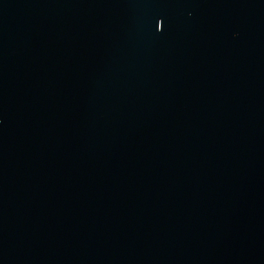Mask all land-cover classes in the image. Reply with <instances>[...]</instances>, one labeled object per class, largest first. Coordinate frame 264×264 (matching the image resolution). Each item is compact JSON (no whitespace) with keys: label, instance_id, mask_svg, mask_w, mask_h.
<instances>
[{"label":"water","instance_id":"95a60500","mask_svg":"<svg viewBox=\"0 0 264 264\" xmlns=\"http://www.w3.org/2000/svg\"><path fill=\"white\" fill-rule=\"evenodd\" d=\"M0 264H264V0H0Z\"/></svg>","mask_w":264,"mask_h":264}]
</instances>
